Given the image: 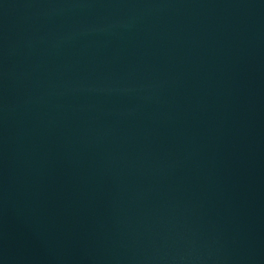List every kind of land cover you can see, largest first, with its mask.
<instances>
[{
  "label": "water",
  "instance_id": "obj_1",
  "mask_svg": "<svg viewBox=\"0 0 264 264\" xmlns=\"http://www.w3.org/2000/svg\"><path fill=\"white\" fill-rule=\"evenodd\" d=\"M0 264H264V0H0Z\"/></svg>",
  "mask_w": 264,
  "mask_h": 264
}]
</instances>
